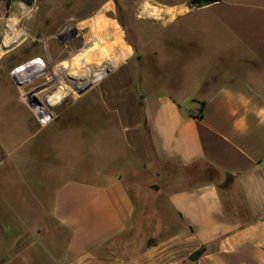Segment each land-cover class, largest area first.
<instances>
[{"label": "crops", "instance_id": "0c3cea01", "mask_svg": "<svg viewBox=\"0 0 264 264\" xmlns=\"http://www.w3.org/2000/svg\"><path fill=\"white\" fill-rule=\"evenodd\" d=\"M181 6L154 7L158 15L135 23L131 35L116 19L83 26L85 53L98 35L110 56L99 100L75 105L100 107L102 117L116 120L126 165L102 181L68 180L48 209L37 196L14 205L0 195V264H264V96L239 80L213 88L198 73L190 84L176 82ZM161 82L162 92L152 91ZM187 85L203 97L190 99ZM168 165L207 166L221 178L203 171L179 183ZM141 171L167 186L166 231L141 222L125 179Z\"/></svg>", "mask_w": 264, "mask_h": 264}, {"label": "rangeland", "instance_id": "374dc122", "mask_svg": "<svg viewBox=\"0 0 264 264\" xmlns=\"http://www.w3.org/2000/svg\"><path fill=\"white\" fill-rule=\"evenodd\" d=\"M192 1L0 0V195L14 205L32 203L37 196L48 209L54 191L68 180L102 181L125 167L116 120L102 117L100 107L75 105L99 100L97 84L110 56L105 47L94 55L96 61L71 64V58L81 60L87 50L82 34L88 21L116 19L131 35L135 23L158 15L154 7L181 4L185 16L177 24L184 31L174 44L180 48L182 69L173 75L176 82L190 84L198 73L213 88L239 80L264 96V0H219L209 7H192ZM145 31L148 37L150 29ZM101 38L95 35L94 42ZM185 89L190 99L200 93L192 85ZM152 91L162 92V82ZM56 94L60 99L51 101ZM42 106L53 116L47 124ZM201 170L168 165L178 182L196 179L203 171L221 178L213 168ZM125 179L145 229L155 222L166 231L165 182L144 171Z\"/></svg>", "mask_w": 264, "mask_h": 264}, {"label": "bare ground", "instance_id": "6f19581e", "mask_svg": "<svg viewBox=\"0 0 264 264\" xmlns=\"http://www.w3.org/2000/svg\"><path fill=\"white\" fill-rule=\"evenodd\" d=\"M157 11V10H156ZM97 25V24H96ZM112 25H114V24H112ZM111 25V26H112ZM115 28V27H114ZM107 36V35H106ZM104 41H106V39L103 37V38H101L100 40H99V43L97 42V44L98 45H95L94 46V48L92 49V50H90V52H88V53H85V54H83V58L81 59V60H78L77 58L78 57H73V58H71V64L72 63H75V62H77V61H89V60H91V61H96L95 59H93V58H98L97 56H94V55H96V54H98V53H100L105 47H103V46H101L102 44H103V42ZM7 42V41H6ZM95 44V43H94ZM118 47V46H117ZM108 46L106 47V50H108ZM109 51H111V50H109ZM82 52V51H81ZM95 52V53H94ZM80 53V52H79ZM76 54H78V53H76ZM75 54V55H76ZM92 57V58H91ZM91 58V59H90ZM62 70V69H61ZM57 73V72H56ZM59 73V72H58ZM60 73H63V70L60 72ZM57 75V74H56ZM62 75H59V76H57V77H61ZM62 96V95H61ZM50 99H51V101H53V102H56L58 99H60V96L58 95V94H56L55 96H51V97H49Z\"/></svg>", "mask_w": 264, "mask_h": 264}, {"label": "water", "instance_id": "95a60500", "mask_svg": "<svg viewBox=\"0 0 264 264\" xmlns=\"http://www.w3.org/2000/svg\"><path fill=\"white\" fill-rule=\"evenodd\" d=\"M219 3H220L219 0H193L191 2V5H192V7H198V6L209 7V6L217 5ZM41 111H42V113H41L42 120H43L44 124L49 123L53 118L52 114L43 106H42ZM154 188L158 189L157 186H154Z\"/></svg>", "mask_w": 264, "mask_h": 264}, {"label": "trees", "instance_id": "16d2710c", "mask_svg": "<svg viewBox=\"0 0 264 264\" xmlns=\"http://www.w3.org/2000/svg\"><path fill=\"white\" fill-rule=\"evenodd\" d=\"M205 107V103L202 102L201 103V107H200V113H199V117H202L203 115V110ZM204 253V249H200L197 252H195L192 256H191V261H196L198 258H200L202 256V254Z\"/></svg>", "mask_w": 264, "mask_h": 264}]
</instances>
